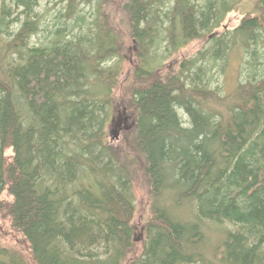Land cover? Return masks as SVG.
Instances as JSON below:
<instances>
[{"label": "trees", "instance_id": "16d2710c", "mask_svg": "<svg viewBox=\"0 0 264 264\" xmlns=\"http://www.w3.org/2000/svg\"><path fill=\"white\" fill-rule=\"evenodd\" d=\"M41 1L0 0V264H264V0Z\"/></svg>", "mask_w": 264, "mask_h": 264}, {"label": "rangeland", "instance_id": "374dc122", "mask_svg": "<svg viewBox=\"0 0 264 264\" xmlns=\"http://www.w3.org/2000/svg\"><path fill=\"white\" fill-rule=\"evenodd\" d=\"M240 1L238 4L239 8L235 11H232L228 17L224 20L222 27L226 30H232L235 27H237L241 21L244 18L245 14H252L255 12L256 7L260 4V0H237ZM61 0H42L39 12L45 13V11H48L49 9L51 10L52 13H55V10L61 9ZM55 8V9H54ZM50 15H48L45 19V22H48L50 20ZM222 30L221 28L217 33H221ZM207 46L204 44V42H199L196 41L195 43L190 44L187 47H184L183 49L180 50L179 55H175L171 62L169 63V67L175 70H179V65L184 59H190L196 56L199 50L202 48H206ZM228 63L225 69H223L221 72L216 73L217 79H219V84L221 85L222 89L226 93H231L234 90V87L237 85V83L243 79L240 73L241 65H242V60H241V52L234 51L232 52L231 56L228 58ZM127 61L129 64L134 63L136 65L137 60L135 57L132 56V54L127 55ZM129 64L125 63V68L129 67ZM120 112L122 113V109L120 108L118 112H116L117 117ZM124 118V114L121 116ZM118 127L114 126L112 127V131H114V128L117 130V136L122 133L123 130H127L128 123L124 122L123 120H119L118 122ZM114 134V133H113ZM113 136V135H112ZM11 153V152H10ZM9 153V154H10ZM141 192L137 193V218H136V223L141 225L143 224L145 220V216L148 210L149 206V201H147V196H146V191L141 189ZM7 193L2 194V198L6 199L8 201H12L11 198L6 195ZM11 224L8 220L2 219L0 216V245L5 248H10V249H16L18 247H25L26 243H24V239L21 236H17L13 231H11ZM209 235V240L214 243L216 241V238L210 234Z\"/></svg>", "mask_w": 264, "mask_h": 264}]
</instances>
